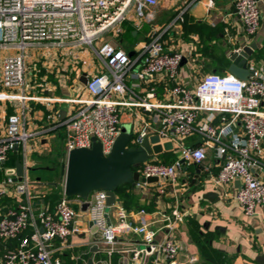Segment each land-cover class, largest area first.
Here are the masks:
<instances>
[{"label":"built area","instance_id":"1","mask_svg":"<svg viewBox=\"0 0 264 264\" xmlns=\"http://www.w3.org/2000/svg\"><path fill=\"white\" fill-rule=\"evenodd\" d=\"M160 0H0V49L17 50L3 59L0 67V101H26L38 98L24 95L28 71L26 52L32 48L58 50L70 45L90 47L102 64V70L87 79L82 97L64 99L41 98L46 104L54 101L69 105L71 113L55 124L53 129L64 132L66 155L75 149H91L93 139L100 143L107 156L121 134V109L135 111L130 122L131 138L127 147H139L147 136L157 135L160 142H171L179 157L170 164L154 159L134 169L142 178L134 188L151 184L164 194L163 182L177 185V172L185 163L201 165L208 150H214L223 163L213 177L215 188L224 189L237 184L234 200L246 216L257 212L264 215V75L255 71L246 80L229 72L206 74L194 86L178 83L182 61L179 53L164 48L163 34L183 21V13L164 30L151 27L147 42L134 56L100 39L106 33L120 32L121 24L133 12L140 20H149L148 9ZM260 0H234L235 14L244 33L252 37L260 25ZM100 44L94 47V42ZM176 82L159 95L151 85L156 81ZM140 84L146 89L138 94ZM12 90L19 91L17 94ZM31 134L25 130L23 115L7 118L0 137V168L15 146H26ZM196 136L199 142L185 146L183 141ZM183 161V163H181ZM26 163V162H25ZM15 169V168H14ZM14 169H4L6 178L0 182V198L6 195L22 197L14 207L1 209L0 264H61L53 257L54 244H65L77 233L79 213L63 191L53 208H36L38 184L23 176L16 180ZM157 178V183H147ZM105 191L90 194L86 209L89 226L100 236L110 254L121 231L129 230L140 238L131 250L129 264H176L179 244L175 230L182 222L176 211L162 214L166 236L157 240L148 225L130 227L128 213L115 202L107 206ZM37 202V203H36ZM83 202L79 201V207ZM111 210L113 212H111ZM140 211L138 214H142ZM194 258L189 262L193 263Z\"/></svg>","mask_w":264,"mask_h":264},{"label":"crops","instance_id":"2","mask_svg":"<svg viewBox=\"0 0 264 264\" xmlns=\"http://www.w3.org/2000/svg\"><path fill=\"white\" fill-rule=\"evenodd\" d=\"M259 9L261 19L258 32L249 37L236 17L234 0H160L155 8L146 11L150 15L148 21L138 19L131 12L121 24L119 33H106L103 35L109 36L106 41L103 38L100 40L134 57L147 42L151 27L164 30L184 11L183 21L162 37L167 52L182 55L178 83L194 87L203 75L227 73L229 54L250 44H255L257 49L251 56L249 66L264 75V0H260ZM128 31L131 35H128ZM35 49L38 51L36 55ZM16 52L0 49V67L4 58ZM26 65L29 67L23 93L38 99L0 101V137L4 134L7 118L14 114L24 116L25 130L31 136L24 149L18 146L16 152H9L0 168V182L6 178L4 169H14L17 161L26 164L28 179L39 185L35 187L39 201L36 202L37 210L53 208L55 204L48 199L52 188H47L48 184L41 182L40 177L31 178L29 172L39 170L52 173L54 169L49 167V163L58 156L63 165L62 174L55 183L63 191L67 160L64 144L61 143L64 132L53 128L71 113V108L62 102L46 104L39 100L86 96V83H82L81 79L83 76L88 79L101 71L102 64L93 50L90 52L86 48L66 45L58 50L29 49L26 52ZM175 83L156 80L151 86L162 95ZM145 89L146 86L140 84L136 92L141 95ZM18 92L11 91L14 94ZM135 111L120 110L121 126L130 125ZM137 113L149 118L141 111ZM198 142V137L192 136L184 140L183 144L190 146ZM172 146V151L154 156V159L163 164L175 161L179 151L176 146ZM261 146V160L264 162V140ZM222 163L214 150H208L201 165L190 162L182 165L177 172V185L159 183L166 188L164 194L154 184L130 188L132 200L125 209L129 215L127 223L130 227L148 225L150 230L156 232L157 240H161L166 236L162 214L170 215L176 211L182 214V222L174 233L180 247L176 264H264V215L261 212L254 216L243 214L234 200L236 184L224 189L214 187L213 177ZM197 170L200 173L197 174ZM22 201V197H1L0 216L1 209L14 207ZM79 201L71 200L73 208H77L75 210L79 213L75 223L78 232L70 236L65 244L55 242L53 257L59 259L61 264H88L89 260L92 264H129L131 250L138 247L140 238L129 230L121 231L116 246L109 254L99 234L89 226L86 211H81ZM116 201L119 202L117 195ZM140 211L143 213L138 214ZM190 258L195 261L190 263Z\"/></svg>","mask_w":264,"mask_h":264},{"label":"water","instance_id":"3","mask_svg":"<svg viewBox=\"0 0 264 264\" xmlns=\"http://www.w3.org/2000/svg\"><path fill=\"white\" fill-rule=\"evenodd\" d=\"M256 49L255 44H250L232 51L228 56L230 61L228 72L239 80H246L254 72L249 64L252 62L251 56ZM81 81L84 84L87 82L85 76ZM130 138V126H121V134L117 137L107 156L103 155L101 145L95 139L92 140L91 149H75L67 154L63 193L67 198L77 197L80 199L83 202L81 211H86L90 194L99 190L106 192L107 206L112 207L116 202L117 188L122 185L134 188L137 183L142 182L138 172L134 171L136 167L154 156L170 152L173 149L170 142L160 144L157 135L145 137L137 148L127 147ZM13 150L16 152L17 146ZM196 172L200 173L199 170ZM13 174L17 181L21 180L23 165L19 161L15 164ZM146 182L157 183L158 179L147 178ZM88 264H92V261L89 260Z\"/></svg>","mask_w":264,"mask_h":264},{"label":"trees","instance_id":"4","mask_svg":"<svg viewBox=\"0 0 264 264\" xmlns=\"http://www.w3.org/2000/svg\"><path fill=\"white\" fill-rule=\"evenodd\" d=\"M128 35H131L130 31H128ZM61 171H62V166H61ZM61 171H59L58 174H55V182H56V179H59L60 175L62 174ZM55 182L53 184H51L52 187H53L52 189H53L54 192L51 191L49 196H48V199L54 204H56L57 201L60 199V196H61V193H62V188L57 187V184ZM130 188L131 187L129 185H122L119 188H117V190L115 192V195L118 196V200H119L120 205L124 209L127 208L128 204L132 200L131 199L132 198V192H131ZM68 199L71 200V199H78V198L77 197H71V198H68ZM75 209H77V208H75Z\"/></svg>","mask_w":264,"mask_h":264},{"label":"rangeland","instance_id":"5","mask_svg":"<svg viewBox=\"0 0 264 264\" xmlns=\"http://www.w3.org/2000/svg\"><path fill=\"white\" fill-rule=\"evenodd\" d=\"M109 36L106 35V36H103V40L106 41V38H108ZM105 41H102V42H105ZM100 44V41H97V42H94V47L98 46ZM81 49H84L86 48L88 51L92 52L91 48L90 47H80ZM34 49V48H33ZM38 53V51H36L35 49V52L34 54L36 55ZM35 57V56H34ZM29 66H27L28 68ZM61 143L64 144V139L62 138L61 139ZM56 148V147H55ZM59 150H60V147H59ZM161 162H165V160H161ZM63 165V163L61 164L59 162V157L57 156V158L49 163V167H52L54 169V171L52 173L50 172H45V171H39V170H35V171H30L29 174L31 176V178L33 179H36V178H39L41 179V182H44V183H47V188H53L51 184H53L55 182V177L53 174H58L59 171H61V166ZM57 181V179H56ZM50 186V187H49ZM54 192L53 189L50 190V192ZM72 200V199H71Z\"/></svg>","mask_w":264,"mask_h":264}]
</instances>
